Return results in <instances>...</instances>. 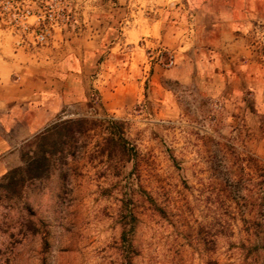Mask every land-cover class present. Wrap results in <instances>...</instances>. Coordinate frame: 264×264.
<instances>
[{"label": "rangeland", "instance_id": "obj_1", "mask_svg": "<svg viewBox=\"0 0 264 264\" xmlns=\"http://www.w3.org/2000/svg\"><path fill=\"white\" fill-rule=\"evenodd\" d=\"M6 94L47 101L40 131L113 117L137 156L98 125L1 197L0 264H264V0H0Z\"/></svg>", "mask_w": 264, "mask_h": 264}, {"label": "trees", "instance_id": "obj_2", "mask_svg": "<svg viewBox=\"0 0 264 264\" xmlns=\"http://www.w3.org/2000/svg\"><path fill=\"white\" fill-rule=\"evenodd\" d=\"M122 124L113 117L96 120L88 116L59 117L23 143L20 150L23 165L10 169L2 176L0 190L5 194L0 193V200L1 197L8 199L16 192L20 194L28 182L49 178L56 172L61 173V179H64V168L68 166L69 160L78 156L85 147L84 138L98 125L107 128L99 153L119 161L125 158L134 160L137 150L124 136ZM126 235L127 230L123 227V238Z\"/></svg>", "mask_w": 264, "mask_h": 264}, {"label": "crops", "instance_id": "obj_3", "mask_svg": "<svg viewBox=\"0 0 264 264\" xmlns=\"http://www.w3.org/2000/svg\"><path fill=\"white\" fill-rule=\"evenodd\" d=\"M17 98L18 94H6L2 99L3 106L0 105V180L10 169L21 165L20 145L41 130L42 120L47 116L46 109L49 105L43 97L40 96L34 103L37 111L33 119H27L26 109L15 112L12 103L16 102Z\"/></svg>", "mask_w": 264, "mask_h": 264}]
</instances>
